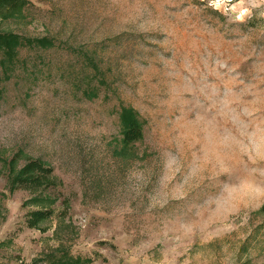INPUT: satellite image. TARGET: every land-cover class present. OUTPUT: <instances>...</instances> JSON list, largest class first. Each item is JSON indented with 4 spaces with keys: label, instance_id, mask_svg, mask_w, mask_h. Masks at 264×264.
I'll return each instance as SVG.
<instances>
[{
    "label": "rangeland",
    "instance_id": "1",
    "mask_svg": "<svg viewBox=\"0 0 264 264\" xmlns=\"http://www.w3.org/2000/svg\"><path fill=\"white\" fill-rule=\"evenodd\" d=\"M27 1L0 32L56 45L0 67V264H264V0Z\"/></svg>",
    "mask_w": 264,
    "mask_h": 264
},
{
    "label": "trees",
    "instance_id": "2",
    "mask_svg": "<svg viewBox=\"0 0 264 264\" xmlns=\"http://www.w3.org/2000/svg\"><path fill=\"white\" fill-rule=\"evenodd\" d=\"M27 0H0V17L9 16L12 12L24 8ZM56 43L51 37L27 39L15 32H0V67L5 77H10L20 61L21 49L24 47L48 49ZM92 92V93H91ZM89 94H93L90 91ZM121 135L125 145L130 146L144 139V120L139 112L128 105H122L119 113ZM54 169L40 159H29L13 179L17 188L28 189L32 194H37L32 204L42 206L26 214L27 225L30 228L42 229L43 223L54 214V209L47 203L49 197L43 191L56 185L53 177ZM264 212V205L258 210ZM79 260V259H77ZM61 264H82L87 261H62Z\"/></svg>",
    "mask_w": 264,
    "mask_h": 264
}]
</instances>
